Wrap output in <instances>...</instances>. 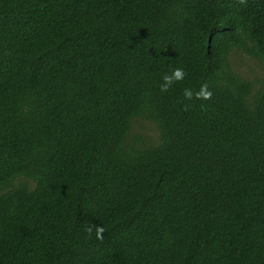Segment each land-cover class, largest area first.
<instances>
[{
	"label": "trees",
	"instance_id": "obj_1",
	"mask_svg": "<svg viewBox=\"0 0 264 264\" xmlns=\"http://www.w3.org/2000/svg\"><path fill=\"white\" fill-rule=\"evenodd\" d=\"M235 51L264 71V0H0V264H264V76Z\"/></svg>",
	"mask_w": 264,
	"mask_h": 264
},
{
	"label": "rangeland",
	"instance_id": "obj_2",
	"mask_svg": "<svg viewBox=\"0 0 264 264\" xmlns=\"http://www.w3.org/2000/svg\"><path fill=\"white\" fill-rule=\"evenodd\" d=\"M230 61L232 68L250 81H260L264 76V71L260 64L241 52H233ZM130 134L131 138H137L139 140V144L144 143L155 145L159 142V131L156 125L142 118L134 120ZM26 182L30 187L33 186L32 181L26 180Z\"/></svg>",
	"mask_w": 264,
	"mask_h": 264
},
{
	"label": "clouds",
	"instance_id": "obj_3",
	"mask_svg": "<svg viewBox=\"0 0 264 264\" xmlns=\"http://www.w3.org/2000/svg\"><path fill=\"white\" fill-rule=\"evenodd\" d=\"M239 4H245L246 0H238ZM187 73L183 68H175L171 71L170 74H165L162 77V83L160 85V91L167 92L174 84L181 83ZM183 97L185 100H199V101H208L212 98V92L209 90L207 84H202L198 91H194L191 88H185L183 90ZM85 232L87 239L91 240L94 237L97 241L101 243L104 240L105 228L102 225L87 223L85 227Z\"/></svg>",
	"mask_w": 264,
	"mask_h": 264
}]
</instances>
